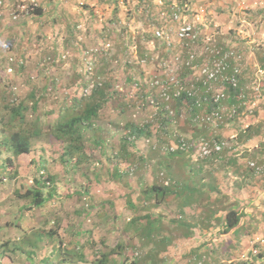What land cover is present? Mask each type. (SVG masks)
Here are the masks:
<instances>
[{"label":"rangeland","instance_id":"obj_1","mask_svg":"<svg viewBox=\"0 0 264 264\" xmlns=\"http://www.w3.org/2000/svg\"><path fill=\"white\" fill-rule=\"evenodd\" d=\"M14 1L7 0L9 5L14 4L13 9L18 4ZM150 1L127 0L126 3L124 0H118L120 4L119 10L116 13L117 18H115L112 25L92 23L89 27V34H86V31L81 32L82 27L80 26V32L77 31L75 35L76 39L69 43L73 47L68 48L67 44L66 48H62V53L60 45L56 46L54 42L60 41L62 36H66L67 33L64 27L62 31L61 28H49L46 36L37 45L32 42L22 41L23 35L31 37L27 33L35 35L40 31L37 28V24L42 22V20L47 21L49 14L47 12L50 9L37 19L36 17L29 18L28 14L24 15L23 12H18L14 19L12 17L13 10L10 7H3L1 2V14L8 13V15L0 17V22L2 23V27H0V60L2 58L6 59L5 66L8 65L12 72L8 71L10 70L9 68L6 71L13 73L19 61L9 53L19 50L22 44L23 55H21V58L23 59L22 63L25 65V70L19 79H16L15 73L13 76L14 85L11 90L14 92V102L17 103L25 99L28 100V105L31 106L32 100L36 99L31 109H25L22 115H18L21 120V127L23 130H39V133L33 134L30 139L31 150L42 152L44 158L49 157L44 162V170L48 174L51 185L56 186V189L57 187L59 188L57 190L60 192L59 196L61 198L58 201L61 204L65 202L59 207V210H68L71 207L78 208L79 204H81L80 202H82L81 197L79 199L76 197L78 201L72 199L69 202L61 199H64L70 192L73 194L75 190L80 188L84 180H90L89 186L95 189L93 196L88 189L85 190L88 195H91V198L96 197L98 203L102 202L100 204L102 210L99 207L96 212L105 215L101 218L99 227L96 228L94 234L99 241L107 240L108 243L103 245V253H113V256L110 255L109 260L110 262L111 258H113L111 264H119L122 261L124 253L121 252H125L128 257L130 256L131 260L137 262L138 260H143L148 252L156 250V246L143 238L132 237L134 230L125 233V228L122 229L123 222L129 221L128 214L132 208L128 199L137 200L140 198L141 200L139 189L148 184L150 185L153 181L156 184H162L166 179L169 182V178L173 181L172 168H174V172L182 173L181 175L184 178V174L186 175L189 172L191 165L195 169L202 165L201 176L203 180L213 178L218 181L220 188L224 192L229 193V195L221 198L223 206L230 204V206L241 209V203H238L240 201L234 202L232 194L239 197L238 199L253 205L246 208L250 217H242L241 224L239 223V225H244L245 228H242L238 234L234 229V231L224 232L223 227L211 222L212 218L208 221L201 220L206 215L204 208L207 207L212 210L216 207L213 203H201L200 206L204 205L201 209H196L195 207L185 208L184 213L192 225L191 236L193 237L191 239L193 241L190 242V239H186L183 236L187 229L184 227L172 228V217L178 216L176 211H178L179 206L176 203L177 201L170 200L171 198L168 197L166 203H158L150 207L149 210L164 217L163 226L172 228V231L170 233L168 231L167 234L176 240L170 242L171 245L169 248L166 246V250L155 252L150 261L145 263L192 264V259L194 258L195 261L200 259L203 264H221V262L225 264H240L241 262L243 264H264V179H262L264 176V160L259 162L260 172L255 176H248V179L244 182L241 177L236 176L233 172L230 175L231 170L226 169L222 164L228 158H237L236 153H239V156H243L246 153L247 157L248 153L253 154L248 152L246 147H241L238 150L234 149V147L225 149L219 154V158L215 159L214 156L204 162L197 158V155L192 156V159H190L189 153L186 152L181 154L182 157L180 158H172L174 155H171L166 150L170 141L174 140V137L170 134L171 129L188 140L195 141L197 139V143L201 137L209 140L215 135L230 141L232 132L227 130L235 129L239 122L240 124L244 123L245 121L242 118L245 116L240 114V117L234 118V122L229 127H223L221 124L215 127L205 119L208 115L206 113L208 111L206 104L197 110L187 105H182L177 100H171L167 104L175 111L174 125L170 127V130L161 131L155 130V127L160 118L164 116L161 115L164 112L163 110L155 109L152 107L154 104H150V102L141 109L136 107L138 102H144V99L139 97V93H134L136 89L133 90L132 88V80L134 79L133 77H136L141 78L142 82L143 75L141 71L144 67L142 64L150 66V68L144 67L149 71L151 70L150 74L155 70V75L161 74L160 76L164 79L174 76L176 79L186 80V67L183 64L187 56L191 54L185 45L182 48L180 46L181 43H177L173 35V40L176 44L173 51L165 52L158 48L153 50L152 55H146L145 57L146 47L154 45V43L149 41L150 36H148L147 39H149H144L141 43L137 40V46L140 44L145 48V53L141 57V59L145 58L144 63L140 61L141 59H138L137 49L133 53L127 51V58L125 60L121 59L123 56L120 52L123 49L118 50L116 48L117 43H114L112 33L115 31L119 33L122 28H124L123 31L127 32V35H137V32H149V29L144 26L145 20L143 18L145 16L142 17L141 14H146V16H151L152 13L156 14V5H154L153 1L149 4ZM235 1L238 3L234 4V6L228 4L226 7L228 10V15H225L227 16V21L226 23H221L214 18H206L202 7L193 0H189L191 2L190 7L193 8L196 26L200 32L196 35V39L190 43L189 49L195 47L191 56L194 58V63L198 65L205 61L211 66L212 61L217 60V58L225 63L227 62L229 66L238 64L237 67L241 70L240 74L244 83L250 84V81L254 79L264 81V67H262L260 59L261 55H264V9H253L242 0ZM24 2L25 0L19 1V3ZM42 2L49 7L52 6L46 1ZM61 3L58 7L61 13H65V16H67L66 11L71 13V15L77 16L84 5L92 6L93 9L97 10L98 14H100V23L112 15V9L106 5L108 3L104 2V0H63ZM47 6L46 9L48 8ZM85 15L87 16V21H91V16L86 12ZM82 18L84 19L85 17ZM23 19H25L24 25H19ZM155 19L158 20V18L150 19L149 17L150 25L148 28H151V21L156 23ZM3 23L10 24L12 29L17 27L16 31H12L11 28H3ZM113 29L115 30L114 32L112 31ZM256 30L258 31L257 33ZM58 36L61 37L58 38ZM82 41L86 43V46L84 43L82 45ZM58 43L60 44L61 42ZM204 46L208 48L209 52L202 51ZM214 54L216 55L213 56ZM175 55H178L179 59H175ZM163 61H165V65L159 67V64ZM72 62L76 63L73 68L70 66ZM46 65L49 66L45 67ZM38 66L43 67V69L38 70ZM86 67L90 76H93V80L109 84L107 93L110 91L112 101L117 99V103H115V106L113 105L114 102L104 103L102 115L99 118L89 119L81 125L82 136L80 137V144L82 147V159H80V154L67 151L68 143L62 139L63 132L59 133V131H56L53 125L59 120L58 116L61 115L59 113L62 108L61 103H64L65 110L71 108V98L79 92L73 73H80ZM98 67L99 70L97 71ZM103 67L106 70L101 71L100 69ZM4 70L0 68L1 77L5 76ZM50 76L56 82L53 83L54 87L49 90L48 88L45 89V87L53 85L50 84ZM8 78H10L9 74ZM92 84L91 82L88 85L87 93L85 92L83 97L84 102L88 100L87 96L90 93ZM1 85L2 81H0V87ZM145 86L149 88V86L144 84ZM248 86L246 90L247 100H253L251 98L253 95L252 89H250V85ZM31 88H33L32 92L35 93L34 97L30 95ZM114 92L117 93L115 94ZM216 92L217 90L213 89L211 93L214 94ZM226 96L227 92H224V99L228 101L226 103L236 102L233 94L228 99ZM230 98H234L235 101H229ZM259 107L260 109L258 108L257 111H254L256 112V117H246L247 121L254 118H256L254 123L260 119H263L262 122L264 121V99L260 100ZM116 108L119 112H117ZM260 110L263 116L261 118L258 117ZM3 112L5 111L0 103V134L6 128L8 122V117ZM195 115H198L200 119L196 118L194 122L193 117ZM134 123L138 125L142 123L145 127L142 129H139L140 127L135 128L138 137H136L135 141H132L128 138V135L130 134L129 130L131 128L134 129ZM262 129L263 133L252 139L254 144H258L254 146L257 153L260 154L261 150L264 151V127ZM225 131L228 133H225ZM146 137L149 138L148 142L145 140ZM99 139L102 140V146L100 145V147L96 144ZM122 144L126 148H123ZM89 153L92 155H89ZM40 154L38 153V155ZM126 154L128 155L127 157ZM256 159H258V156ZM41 168L43 167L41 166ZM12 169L14 167H9V170ZM11 186L12 183L11 185H2L0 189L10 192ZM81 189H84V187L82 186ZM140 200L139 205L145 206L149 203L147 200L141 203ZM5 203L8 205V209H11V207L14 209L13 202L5 201ZM46 206L47 208L44 209V212L40 213L37 211L34 217L40 218L41 214L48 212V208L54 212L55 209L50 208L49 204H46ZM92 206H95V204H92ZM144 211L147 210L145 209ZM182 219H184L183 216ZM94 227H96V224H94ZM93 244L98 245L95 242L88 243L87 255L91 252ZM118 244L122 245V247L119 248ZM20 245L22 246L21 248L19 247ZM54 246L55 244H41L35 246V248L33 246L29 248L26 244H20L19 239L12 238L10 226H8L7 222V226L3 228L0 235V264H41V260L45 258H47V264H57L61 257L59 251L54 249ZM62 246L65 247V245ZM211 246H213V249ZM82 250L84 249L82 248ZM72 264L78 263L73 261Z\"/></svg>","mask_w":264,"mask_h":264},{"label":"trees","instance_id":"obj_2","mask_svg":"<svg viewBox=\"0 0 264 264\" xmlns=\"http://www.w3.org/2000/svg\"><path fill=\"white\" fill-rule=\"evenodd\" d=\"M46 1V3L52 4V6H47V10L50 9V11H54L56 7L59 6L61 3V0H41ZM127 3V0H124ZM104 2H107L106 4L110 9H112V15L108 17L107 20L104 22H99L100 14H98L97 10L93 9L92 6L88 7L84 5L78 13L77 16L75 15H69L64 16L62 13H55L48 14L47 21L42 20V22H39L37 24V28L40 30L35 35H30L31 37H28L26 35H23L22 41L24 42H32L36 45L38 43H41V40L46 36L47 30L55 28H62L64 27L66 30V36H58L60 38V41H55L54 45L61 47V53L62 48H68L73 47L70 42L73 41V39H76V33L77 31L80 32V26L82 27V31L86 34H89V27L90 24H107L112 25L115 18H117L116 13L119 10V2L118 0H104ZM44 3L41 4L43 7ZM42 7H40L37 10V15L33 16L31 18L36 17H42L45 13V11L42 10ZM261 10V9H259ZM85 12L91 16V21H87ZM143 19L145 20V26L149 27V17L150 19H154L153 13L151 16L146 14H141ZM82 17H85L84 19ZM35 22V21H34ZM25 19H23L19 25H24ZM38 23V22H37ZM3 28H11L12 26L7 23H3ZM0 27H2V23L0 22ZM99 27V26H98ZM16 28H13L12 31H16ZM122 28L119 33L116 32L114 29L112 30L114 33H112L113 41L114 43H117L116 48L120 50L123 49L120 54H122L123 57H121L122 60H125L127 58L126 52L129 51L130 46L136 45L137 49V56L138 59H141L143 54L145 53V48L141 46L140 44L137 46V40L141 43L142 40L147 39L149 36L148 32H137V35H127V32ZM123 31V32H121ZM17 33V32H13ZM140 38V39H138ZM142 38V39H141ZM149 39V38H148ZM147 39V40H148ZM58 42H61L60 44ZM56 43V44H55ZM63 43V46H62ZM82 41V45H83ZM68 44V45H67ZM67 45V46H66ZM86 46V43H84ZM55 48V47H54ZM10 51V50H8ZM20 51V53H18ZM13 57L15 56L16 60L19 61L18 64L15 66V71L13 73L7 72L6 69L9 68V66H5L6 59L2 58L0 60V68L5 69L4 70V77L0 76V81H2V85L0 87V103L2 107L4 108L3 114L8 117L7 126L5 129L2 130V133L0 134V182L3 181L1 178L6 176V181H8V184L11 185V183L15 186H18L21 190L18 192V190H15L16 195L20 196L19 201V213L21 215L26 214L27 211L32 212V214L35 213L36 208L38 210H41L45 203L49 199H51L55 195V188L56 186L50 185L45 183V181L48 178V174L45 172L44 177L46 179H43L38 175V171L41 168V166L44 169V162L49 159L44 158L43 153L39 151H32L31 150V144L30 139L33 134L39 133V130H23L21 127V120L18 115H22V112H24L25 109H31L32 106H34V103L36 101L32 100L31 106L28 105V100L22 99L19 102H14L13 97V90L12 87L14 85V73L16 74L17 78L19 79L20 75L25 70V65L22 63L21 55L22 53V44L21 48L17 50L16 52L9 53ZM59 54V53H58ZM20 57V58H19ZM262 62V67H264V55H261L260 57ZM22 63V64H19ZM50 65V64H49ZM49 65H46L45 67H48ZM76 63L72 62L70 63V66L73 68L75 67ZM144 65V64H142ZM144 68V67H143ZM11 69V68H10ZM43 69V67L38 66V70ZM99 70V67L97 68V71ZM101 71L106 70L104 67L100 69ZM74 72V71H73ZM8 74L10 75V78H8ZM74 79L76 81V87L79 89L78 94H75L71 98L72 106L71 108H67L65 110V105L62 102L61 103V109L59 110V113L61 114L58 116L59 120L53 125L54 129L56 131H59V133L63 132L62 139L64 142L68 143V146L66 149H68V152L77 153L80 154L81 157V144H80V137L82 136L81 132V125L83 122L88 121L89 119H95L99 118L102 115L103 111V105L107 102H114V106L117 103V99L112 101L111 98V92L107 93V89L109 84L103 83L99 81L93 80V76H90L87 67L82 70V72L73 73ZM7 79V80H6ZM12 79V80H11ZM23 81V77H22ZM55 79L50 76V84L55 83ZM92 84V88L90 90V93L88 94L87 98L88 100L86 102L83 101V97L85 96V92L88 89V85L90 83ZM54 87L53 85L45 87L49 90ZM32 89L30 90V95L34 97V92H32ZM87 93V92H86ZM115 94L117 92H114ZM180 100V98H179ZM188 100V99H186ZM191 99L189 98L188 101ZM184 105L186 104L185 101H181ZM209 105H213L211 102ZM117 109V108H116ZM117 112L119 110L117 109ZM264 127V121H259L252 129L254 132L258 133L262 130ZM251 131L249 130L248 133ZM247 133V134H248ZM240 138L245 139L246 138L241 134L239 135ZM96 144L100 147L102 146V140L99 139ZM123 145V144H122ZM3 147V149H2ZM122 148V147H120ZM123 148H126L125 145H123ZM79 150V152H77ZM264 152V151H263ZM38 153H41L38 155ZM102 153V152H101ZM126 153V151H124ZM89 155H92L89 153ZM128 155L126 154V157ZM174 157H182L181 154L174 155ZM79 159V161H80ZM230 163V164H229ZM228 164L231 166L230 170L237 173V166L231 162V159L229 158ZM14 167V169L9 170V167ZM178 167V166H177ZM7 172V173H6ZM173 173V181L169 186H164L161 184H156V182H152L150 185H146L140 188L139 194L142 199L140 198L136 199H128L129 203L131 205V210L128 214V220L127 222H123L122 229L125 228V233L130 232V230H134L132 237H140L146 240L147 242L152 243L154 246H156L155 251H150L147 253L145 258L143 260H138L137 262L130 259V256L128 257V254L125 252L124 257L122 258V261L119 262V264H144L145 262H149L151 257L155 254L157 251L166 250V246L168 247L170 242L172 241V238L167 234L172 231L173 227L177 228H185L187 229L184 233L185 236H190L192 232L190 231L191 225L190 222L187 220V217L184 220H180L177 216L172 217V228H166L163 226V216L160 214H154L153 212H150L149 208L153 207L154 205L158 203H166L168 200V197H170V200L177 201L178 203V210L180 212H185L186 207H197L198 205H201V203L208 202L213 203L216 205L214 209L210 208H204L206 210L205 217H202L201 220H211L212 223L219 225L220 227H223L224 232H229L231 230H235V232L238 234L240 233L241 229L245 228L244 225H239L241 222L242 217H250V215L247 213L246 208L248 206L252 207L253 205L246 203L245 201H242L238 199L239 197L235 196V194H232L233 201L238 202L241 206V209L239 207L230 206V204H225L224 206L221 204V198L225 195H229V193H226L220 188L221 186L218 184V181L215 179H207L203 180L202 174V165L195 169L194 166H191L189 172L185 175L184 178L181 175L180 172H174V168H172ZM32 177V182H28V177ZM51 178V176H50ZM49 179V178H48ZM264 179V176L263 178ZM264 182V181H263ZM90 180H84L83 184H81L80 188L75 190L73 194L70 192L71 199H74L75 201H78L81 197V192L85 189H88L89 193L92 195L93 192H95V189L92 186H89ZM238 185V184H237ZM84 187V189H81V187ZM241 186V185H240ZM71 191V190H70ZM90 195V198H91ZM93 196V195H92ZM77 197V198H76ZM139 200L142 203V201L147 200L149 203L145 206L139 205ZM91 201L95 206H92L94 208L95 213L98 211V208H101V203L96 201V197L91 198ZM103 201V200H102ZM232 201V202H233ZM9 202H12L10 200ZM80 202V201H79ZM57 205L62 206L61 202L57 201ZM203 205V204H202ZM213 206V205H212ZM15 207V204H14ZM81 204H79L78 208H73V216L78 218L79 223L77 225L74 224L73 227H75V235L79 238H71L67 241V244L65 247L62 246V244L58 243L54 247L55 250L59 251L60 257L57 264H72L73 261H76L78 264H111L113 262V258L110 260V255L113 253H103V245L107 244L108 242L104 239L99 241L97 239V236H95L94 233H92L93 229L95 228L94 225H88L85 223V216L87 215V212H85L83 209L81 210ZM147 211H144V210ZM37 210V211H38ZM223 211V214H222ZM215 212H220L214 214ZM264 215V214H263ZM105 215L101 214V218H103ZM46 217V216H44ZM83 217V219H81ZM127 218V217H126ZM60 220H63V225H66L69 223L70 220H74L73 217H66V218H60ZM256 220V219H255ZM216 222V223H215ZM96 227H99V221L96 223ZM241 224V223H240ZM190 225V227H189ZM176 228V229H177ZM233 230V231H234ZM63 231L62 228H60L59 232ZM243 231V230H242ZM52 233L51 231L49 232ZM92 233V234H91ZM42 234V230H31L30 233L24 234L20 239V244H26L27 246H35L37 244V241H35V238L40 236ZM65 235V234H64ZM84 238V241L81 239ZM66 238L61 239V242H65ZM98 243L93 244L91 246V252H89V255H87V247L88 243ZM112 245V244H110ZM119 245V244H118ZM22 247L21 245L19 246ZM114 247V246H112ZM119 248L122 247V245L118 246ZM82 248L84 250H82ZM213 249V246H211ZM19 249V248H18ZM111 249V248H110ZM211 250V249H210ZM113 256V255H112ZM74 257H76L74 259ZM46 259L41 260V264H47ZM73 260V261H72ZM128 261V262H127ZM145 263V264H146ZM221 264H225L221 262ZM240 264H243L242 262ZM252 264V263H249Z\"/></svg>","mask_w":264,"mask_h":264},{"label":"clouds","instance_id":"obj_3","mask_svg":"<svg viewBox=\"0 0 264 264\" xmlns=\"http://www.w3.org/2000/svg\"><path fill=\"white\" fill-rule=\"evenodd\" d=\"M19 1L20 0H15L14 2H16L17 4ZM151 1L154 2V5H156V8H157L156 14L153 13L154 15L153 18H158V20L155 19L156 23L154 21H151V28H148V27L146 28V29H149V32H148L150 36L149 41L151 43H154V45L152 46L148 45L146 47V53L144 54L145 57L146 55L147 56L152 55L153 50L158 49V48H161L165 52L173 51L174 46L176 45L173 40V35L175 39L177 40V43L180 42L181 43L180 46H182V48L185 45L188 48V50L191 52V54L187 56L183 64L186 67V71H185L186 80H182L180 78L176 79L174 76L164 79L162 78V76H160L161 74L155 75L154 73L155 70H153L152 74H150L151 70L149 71L147 69V68H150V66L143 65L144 67H147V68H142L143 69L141 71L143 75L142 82H141V78L133 77L134 79L132 80V88L133 90L136 89L134 90V93H139L140 95L139 97H142L144 99V102L143 101L138 102L136 106L137 109L143 108L145 104L148 105V102H150V104H154L152 105V107H154L155 109H158L160 111L163 110L164 112L161 115H164V116L160 118V120L156 123V127H155V130H161V131L170 130V127L174 125V121H175L174 119L176 118V114H175L174 109L170 108L169 105L167 104V102H170L171 100H177L178 102H180V104L184 105L181 102L183 100L186 102L185 105L189 106L190 108L197 109V110L201 109L203 105L206 104L208 107L206 108L208 110V111L206 110L207 111L206 113L208 115L210 114L211 109L217 106L220 107V109H222L223 111H222L221 118L217 120L216 123L211 122V120H207L205 117L206 121H209L215 127H217L219 124H221V126L223 127L224 126L229 127L231 126V123L234 122V118L240 117V114L245 116L244 117L245 122L240 124L241 128L239 126L240 131L233 132L232 129L227 130L228 132L229 131L232 132L230 134L231 140L229 141L226 139H222V140L228 141L229 144H231L229 148H223L220 152L212 151L211 154L203 156L197 150L198 146L200 145V142L207 143L209 146L212 147L213 139H217V138L221 139L220 137L215 135L209 140H206L204 137H201L199 138V141L197 143V139L195 141L188 140L187 138L183 137L181 134H178L177 132H175V130L171 129L170 134L174 137V140L170 141L169 145H167L166 150L168 151V153H170L171 155H178V154H183L184 152H186V153H189L188 156H190V159H192L191 158L192 156L197 155V158L201 159L202 162H204L206 160H209L210 158L212 159L214 156H215V159L219 158V154H221V152H223L225 149H230L231 147H234V149H236L237 144H238V137L241 134L247 139L253 134H256L255 136H258L261 133H263L262 132L263 129L258 132L259 134L254 132L252 129L259 121H262V120H259L256 123H254L251 121H247L246 117H249V118L253 116L255 117L256 112L254 111H257L258 108L260 109L259 107L260 100L264 99V81L261 79L260 80L254 79L253 81H250V84L244 83L242 81V75L240 74L241 70H239V68L237 67L238 64L229 66L227 62L225 63L223 60H219L218 58L217 60L212 61L211 66L208 65L205 61L201 65L194 63V58L191 55H193V51L195 50V47H193L192 49H189V48H190V43L196 39V35L199 34L200 32L196 26L197 24L195 23L193 8L190 7L191 2H189V0H151ZM151 1L149 2V4L151 3ZM1 2H2L3 7L5 8L10 7L11 10L14 11L13 9L14 4L9 5L7 3V0H0V3ZM42 3L44 2H42L41 0H34L33 8L29 10H25L23 12L24 15L28 14L29 18L36 16L37 10L40 7H42L41 6ZM42 10L45 11L46 13L47 9H46L45 3L42 7ZM5 15H8V13L1 14L0 12V17H4ZM175 16H176V19H175ZM12 17H13V13H12ZM182 26L190 27L191 29L190 36H180L179 35L180 27ZM157 31L162 32V36L157 35L156 33ZM202 51L206 53L209 52L206 46L202 47ZM129 52H132V53L136 52L135 45L130 46ZM215 55L216 54H214L213 56ZM174 58L179 59L178 55H175ZM144 60L145 58L141 59L140 61L144 63ZM164 65H165V61L161 62L159 64V67H163ZM219 65L222 68L215 76V73H214L215 69ZM204 69H206V72H203ZM8 71H11V69ZM210 72L214 73V78L208 77V74ZM231 76H234L236 79V82H237L236 87L228 83V78H230ZM156 80L158 81L157 84L154 83V81ZM144 84L149 86V88L146 86L144 87ZM248 85H250V89H252L253 95L251 96V98H253V100H249V99L247 100L246 90L249 87ZM178 86H182L184 88V91L191 89L194 95L187 96L185 93H183L184 91L182 92L181 95H177V96L173 95V92L176 90ZM164 89L166 90V94L168 95L167 99H164L161 96V92ZM213 89L217 90V92L214 94L211 93ZM224 92H227V96H226L227 99L230 97L231 94H233V96L236 98V102L226 103L227 100L224 99ZM216 96H219L218 101L214 100ZM189 98L191 99L190 101H188ZM196 101H199V103L197 104ZM210 102L213 104L212 106L209 105ZM233 109H234V112L231 113ZM229 114H231V116H228ZM196 118L200 119L198 115H195L193 117L194 122ZM134 125H135L134 129L131 128L129 130L130 134L128 135V138L131 139L132 141H135L136 137H138L137 133L135 132L136 131L135 128L140 127L139 129H142L145 127L142 123H140L139 125L134 123ZM249 130L251 131L250 133H248ZM227 131H225V133H228ZM179 138H184L188 142L189 148L186 150H180V149L171 150L170 149L171 146L176 145L178 143ZM145 140L148 142L149 138L146 137ZM196 145H198L197 148H196ZM248 152H251V151H248ZM252 153L253 154L248 153V157L245 159L243 165L238 166L237 173L233 171V173L236 174V176L241 177L242 174H249V176L250 175L255 176L260 172L261 167L259 166V162L264 160V152L261 150V154L257 153L256 147L253 146ZM257 156H258V159H256ZM44 174H45V170L43 168H40L38 171V175L42 177L43 179H46L44 177ZM230 175H232V173H230ZM246 177L248 176L245 175V177H241V179L245 182ZM1 179L3 181L0 182V187H2V185L8 184V181H6L7 179L6 176L2 177ZM169 180H170L169 182H168V179L164 180L161 185L169 186L172 183V180L170 178ZM28 182L29 183L32 182L31 176L28 177ZM45 183L46 184L49 183L48 184L49 186L50 180L47 178ZM11 189H10V192L0 189V196H3L4 201L9 202L10 200H12V202L14 203L16 200L21 199L19 195H16L15 190H18L19 192L21 189L18 186H15L13 184L11 186ZM57 189L59 190L58 187ZM57 189L55 188L54 190L56 192L55 195L51 199H49L47 203H45L43 208L41 210H38V208H36V211H35L37 212L38 210V212L42 213L44 212V209L47 208L46 204H49L50 208L55 209L54 212H52L48 208L47 213L41 214L40 218H37V217H34L36 216L34 215L35 213L32 214V212L27 211L26 214L29 216L31 221L29 220L26 222H21L22 223L21 224L18 222V220L22 219V215L19 213V207L15 211L14 209L11 208L10 212H12L13 216L12 218L1 220L2 226L0 225V235L2 233L3 228L7 226V222H8V226H10V231L12 233L13 239L15 238L20 239L24 234L30 233L31 230H35V229L42 230V234L35 238V241H37V244L35 246L37 245L39 246L41 244H48V245L55 244L56 245V243L57 244L60 243L66 246L67 241L69 239L78 238L75 235V232H76L75 227H73L74 224L77 225L79 223L78 218L72 215L73 214L72 210L74 207H71V209H68V210H63V209L59 210L60 206L57 205L56 202L61 198V196H59L60 192ZM61 200L62 201L66 200V202H69L72 199H71L70 194H68L64 199H61ZM81 200L82 202H80L81 203L80 209L81 210L83 209L85 212H87V215L85 216V223L90 226L94 225L97 221H99L100 223L101 214L95 213L94 208H92L93 202L91 201L90 195L87 194L86 190H83L81 192ZM64 203H62V205ZM7 206L8 205L6 204L4 206V209L7 208ZM203 206L204 205L202 206L198 205L195 208L201 209ZM4 209L0 210V212H2ZM177 212H178L177 217L180 220H184L187 217V215L184 212H180L179 210L176 211V213ZM215 213H218V212H215ZM182 216L184 219H182ZM3 217H6V212L3 214ZM61 217L62 218L73 217L74 220H70L68 224L63 225V220L62 221L60 220ZM81 219H83V217H81ZM60 228H62L63 231L59 232ZM96 228L97 227L93 229L92 233L96 231ZM50 231L52 232L51 234L49 233ZM190 231L192 232L191 228H190ZM191 235L185 236L183 234V236L186 237V239H190L189 241L192 242L193 239L191 238L193 236ZM62 237L66 238L65 242H61V240H59L60 238L62 239ZM81 240L84 241V238H82ZM104 240L107 241L106 239ZM175 240L176 239H172L171 242H174ZM170 245L171 244H169V246ZM35 246L33 247L35 248ZM28 247L32 248L31 245H29ZM192 264H203V262H201L200 259L195 261V259L193 258Z\"/></svg>","mask_w":264,"mask_h":264},{"label":"crops","instance_id":"obj_4","mask_svg":"<svg viewBox=\"0 0 264 264\" xmlns=\"http://www.w3.org/2000/svg\"><path fill=\"white\" fill-rule=\"evenodd\" d=\"M62 1L63 0H61V2ZM193 1L196 2L197 4H199L202 7V9L204 11V15L206 16V18L207 17H211V18H214L216 21H220L221 23H226V21H227V16H225V15L226 14L228 15V10L226 8L228 6V4H232V6H234V4L238 3L235 0H193ZM242 1L244 3H246L249 7L253 8V9H255V8L256 9H264V0H242ZM60 4H62V3H60ZM50 12H52V13L55 12V13H60L61 14V12L59 10V7H56L54 9V11H50L49 10L47 13H50ZM105 12H107V11L105 10ZM66 13L69 14V15H71V13H69L67 11H66ZM62 14L64 15L65 13H62ZM257 32L258 31L256 30V33ZM229 101H235V99L234 98H230ZM229 103H231V102H229ZM261 112L262 111L260 110L259 111V114H258V117L259 118L263 117L261 115ZM244 119L245 118H242L243 121H244ZM260 120H263V119H260ZM249 121L254 122V121H256V118H254L253 120H249ZM238 125H240V122L238 123ZM238 125L236 126V129H232L233 132L240 131V128H239ZM255 135L256 134H253L252 136H250L246 140L238 137V144H237L236 149H239L241 147H246L248 151H251L252 152L253 146L254 145L255 146L258 145L257 143L254 144V142L252 141L253 137H257ZM236 155H237V158H230V159H231V162H233L237 166V168H238L239 165L240 166L243 165L245 159L247 158V155H246V153L243 156H239V153H237ZM228 160L229 159H227L224 162V164H222V165H224L226 167V169L230 170V167L231 166L228 165ZM248 160H250V159H248ZM232 172L233 171H231L230 173H232ZM245 175L249 176V174H242L241 177H245ZM246 179H248V177H246ZM19 201L20 200H16L14 202V204H15L14 211L18 209V207H19ZM5 205H6V203H5L4 199H3V196H0V206H1L0 209L1 210L4 209V206ZM5 212H6V217H3V214ZM12 216L13 215H12V212H10V209L5 208L2 212H0V225L2 226V222H1L2 219L6 220L8 218H12ZM27 217L29 218V216L27 214L22 215V219L21 220H18V222L21 223V222L29 221L30 218L28 219Z\"/></svg>","mask_w":264,"mask_h":264},{"label":"built area","instance_id":"obj_5","mask_svg":"<svg viewBox=\"0 0 264 264\" xmlns=\"http://www.w3.org/2000/svg\"><path fill=\"white\" fill-rule=\"evenodd\" d=\"M24 1V0H23ZM33 5H34V0H25L24 3H19L16 5L17 7H15L14 11L12 12L13 13V17L15 18L18 14V12H24L25 10H29V9H32L33 8ZM175 19H176V16H175ZM157 35L159 36H162V32L160 31H157L156 32ZM179 35L180 36H190L191 35V29L189 26H182L180 27V32H179ZM221 66H217V68L215 69V76L216 74L221 70ZM203 72H206V69L203 70ZM214 73L213 72H210L208 74V77L209 78H214ZM155 84L158 83V81H154ZM228 83L231 84L232 86L236 87L237 85V82H236V79L234 76H231L230 78H228ZM184 91V88L182 86H178L176 88V90L173 92V95L177 96V95H181L182 92ZM183 93H185L187 96H193L194 93L191 89L189 90H185ZM161 96L164 98V99H167L168 98V95L166 94V90H162L161 92ZM218 98L219 96H216L215 97V101H218ZM197 104L199 103V101H196ZM222 109H220V107H215L213 109L210 110V114L208 116H206V119L207 120H211V122H214L216 123L217 120H219L221 118V115H222ZM234 112V109L231 111V113ZM228 116H231V114H229ZM213 145L212 147L209 146L207 143H203V142H200V145L198 146L197 150L198 152L203 155V156H206V155H209L212 153V151L214 152H220L223 148H229L231 144H229L228 141H225V140H222V139H213ZM189 148V144L188 142L184 139V138H179L178 139V143L176 145H173L171 146V150H175V149H180V150H186ZM253 164V163H251Z\"/></svg>","mask_w":264,"mask_h":264}]
</instances>
